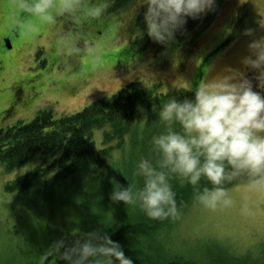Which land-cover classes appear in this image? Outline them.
I'll list each match as a JSON object with an SVG mask.
<instances>
[{
    "label": "rangeland",
    "instance_id": "374dc122",
    "mask_svg": "<svg viewBox=\"0 0 264 264\" xmlns=\"http://www.w3.org/2000/svg\"><path fill=\"white\" fill-rule=\"evenodd\" d=\"M15 2L0 0V128L28 121L45 108L55 117L73 113L131 81L164 93L184 90L189 82L194 89L209 69L213 73L242 69L249 43L264 35V0H216L213 11L187 18L167 45L148 35L143 19L146 6L139 7L140 0H130L114 11L107 0L103 16L82 21L79 28L64 17L55 25H39ZM21 17L39 25V31H17L14 19ZM70 30L95 40L100 59L57 55L58 35ZM246 30H252V35H246ZM140 66H146L148 73L129 79L131 69ZM248 75L252 78L254 73ZM175 96L184 98L183 93ZM159 105L137 110L133 131L125 134L122 144H117V138L106 143L103 135L108 126L94 129L96 150L112 144L108 160L94 172L55 179L53 168L36 184L11 189L7 183L37 161L12 169L0 162V264H57L54 257H44L53 242L71 243L80 234L96 230L118 242L134 264H167L175 258L186 264H264V208L248 217L236 212L204 216L190 208L192 216L213 230L183 238L174 226L156 222L153 227L138 209L110 199L114 183L127 186L125 176L131 179L135 162L148 154V140L159 131L153 110ZM187 186L185 192L182 187L178 190V200L191 198ZM243 188L237 184L231 191L239 198ZM134 222L141 224L131 228L137 230L122 228ZM74 231L79 232L73 235Z\"/></svg>",
    "mask_w": 264,
    "mask_h": 264
},
{
    "label": "clouds",
    "instance_id": "9594fccd",
    "mask_svg": "<svg viewBox=\"0 0 264 264\" xmlns=\"http://www.w3.org/2000/svg\"><path fill=\"white\" fill-rule=\"evenodd\" d=\"M14 6L39 25H55L64 17L79 28L82 21L100 19L108 3L16 0ZM141 6H146L143 19L148 35L167 45L187 18L213 11L216 0H140ZM14 23L22 34L39 31V25L22 17ZM245 34L252 35V30ZM55 46L57 55L100 59L96 41L78 31L59 34ZM241 64L242 69L229 67L215 73L209 69L194 89L190 82L181 88L194 92L192 98L169 95L154 107L159 131L151 134L148 154L135 162L132 178L125 176L128 185L114 183L112 201L138 209L150 221L174 226L183 238L213 230L192 216L190 208L211 217L231 212L248 217L264 208V35L249 43ZM249 72L254 73L252 78ZM146 73V66L132 68L128 78ZM176 184L190 186V201L178 200ZM237 184L244 186L239 198L231 191ZM44 257H54L57 264H134L118 242L99 230L82 233L71 243L59 239Z\"/></svg>",
    "mask_w": 264,
    "mask_h": 264
},
{
    "label": "trees",
    "instance_id": "16d2710c",
    "mask_svg": "<svg viewBox=\"0 0 264 264\" xmlns=\"http://www.w3.org/2000/svg\"><path fill=\"white\" fill-rule=\"evenodd\" d=\"M129 1L111 0L110 9L117 10ZM179 93H183L184 98L194 96L192 91L164 93L156 91V87L142 86L139 81H131L113 95L96 98L73 113L55 117L50 108H45L28 121L21 119L6 127L1 126L0 162L12 169L23 163L37 161L32 168L9 181L7 187H30L48 175L53 168L55 179L96 171L108 160L112 148L109 143L96 150L93 138L96 127L108 126L103 135L106 143L117 138V144H122L125 134L133 131L135 115L139 108L159 105L169 95ZM185 186L187 185L176 184L177 195L180 193L178 190ZM186 190H191L190 186H187ZM140 225L134 222L132 225L123 224L122 228L129 227L126 230H133V226ZM152 226L155 227L156 222L152 221ZM167 264L186 263L175 258Z\"/></svg>",
    "mask_w": 264,
    "mask_h": 264
}]
</instances>
